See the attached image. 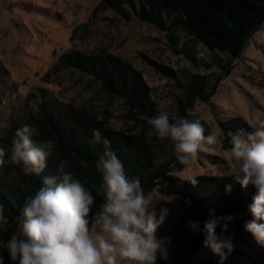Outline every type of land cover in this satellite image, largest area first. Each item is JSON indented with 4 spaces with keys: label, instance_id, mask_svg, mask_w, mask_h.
<instances>
[{
    "label": "trees",
    "instance_id": "obj_1",
    "mask_svg": "<svg viewBox=\"0 0 264 264\" xmlns=\"http://www.w3.org/2000/svg\"><path fill=\"white\" fill-rule=\"evenodd\" d=\"M108 10L119 14L124 20L132 16L160 31L170 32L171 42L180 45L179 52L184 53L192 65L199 64L206 68L214 66L219 70L218 75L188 74L182 83L177 81L178 91L173 95L174 109L180 117L189 120L194 118L187 116V111L194 108L195 101L206 102L215 93L218 84L229 73L227 66L240 58L251 35L264 22V0H100L93 8L91 18ZM85 25L75 27L72 33ZM200 51L207 53L209 63L202 59ZM68 70L89 76L99 90L108 96H122L130 111H137L148 118L159 115L139 75L123 59L105 49L99 54H85L77 50L62 54L52 73ZM33 100L39 101L35 110L29 106ZM25 101L21 113L11 118L0 137V145L10 147L15 131L28 125L40 132L39 136L33 137L34 142L52 140L56 143V150L40 175H25L11 163L0 167V202L5 205V216L8 218L4 235L0 236L4 243L15 230L16 218L26 199L43 186L44 176L55 174L61 159L76 164L72 171L94 199L88 218L91 220L99 211L104 197L97 193L101 180L95 163L102 155L104 146L102 143H93L92 133L96 129L111 142V149L123 163L126 176L139 177L146 196L157 189L160 196L180 198L187 207V214L170 231L167 258L162 260L158 253L156 263L191 264L194 253L203 245V227L210 219L229 221L228 224L224 223L226 231H222L224 226L215 228L216 235L241 233L245 231V223L252 219L249 206L256 195L252 185L241 188L235 177L195 178V184L188 180L181 181L174 174L181 172L184 166L177 162L172 143L165 148L161 142L142 134L130 135L125 131L114 130L89 109L63 103L44 88L29 92ZM221 126L227 132L239 129L247 131L236 120L226 121ZM81 159L88 162L87 168L80 167ZM229 185L231 189L226 191ZM189 221L198 222L200 231L192 232ZM0 256L3 257V264H18V261L9 259L2 245ZM196 264H220V258L212 256ZM223 264H264V248L254 254L238 250L226 253Z\"/></svg>",
    "mask_w": 264,
    "mask_h": 264
},
{
    "label": "rangeland",
    "instance_id": "obj_2",
    "mask_svg": "<svg viewBox=\"0 0 264 264\" xmlns=\"http://www.w3.org/2000/svg\"><path fill=\"white\" fill-rule=\"evenodd\" d=\"M99 2L0 0V137L11 118L23 110L27 94L36 88H44L63 103L89 109L114 130L130 135L142 134L161 142L165 148L171 145L167 139L147 135L149 125L146 117L137 111H130L122 96H108L100 91L89 76L79 75L73 70L52 73L58 58L70 50L99 54L105 49L119 56L139 75L155 110L159 114L167 112L172 122L182 118L173 103L178 82L182 83L188 74L218 75L219 70L214 66L192 65L184 53L179 52L180 45L171 42L170 32L160 31L135 17L124 20L108 10L91 18L92 10ZM84 24L79 31L72 33L75 27ZM200 56L209 63L207 53L200 51ZM227 70V77L218 84L208 101L197 100L194 108L187 111V116L203 123L206 136L215 134L219 142L208 145L209 151L200 152L189 165H183L181 172L174 174L181 181H187L193 175L195 178H233L227 174L232 167L228 160L231 148L228 134L235 132L223 131L221 125L236 120L247 128L245 132H251L264 121V22L251 35L240 58L227 66ZM38 102L33 100L29 103L32 110L36 109ZM216 170L225 175H214ZM146 197L155 205L157 214L160 208L168 210L164 224L155 235L158 239L170 238V231L187 214V207L180 198L160 196L157 189ZM224 223L229 221L217 222L216 227L220 228ZM6 224L0 223V236L4 235ZM217 237L231 238L234 250L244 253L254 254L261 249L246 231L220 233ZM212 256L202 245L194 253L191 264Z\"/></svg>",
    "mask_w": 264,
    "mask_h": 264
},
{
    "label": "clouds",
    "instance_id": "obj_3",
    "mask_svg": "<svg viewBox=\"0 0 264 264\" xmlns=\"http://www.w3.org/2000/svg\"><path fill=\"white\" fill-rule=\"evenodd\" d=\"M145 119L149 125L147 135L169 140L181 165H189L200 152L209 151L208 145L219 142L217 135H205L199 120L180 118L172 122L167 112ZM39 135L37 128L28 125L17 129L10 147L0 145V167L11 163L25 175H40L47 168L56 143L34 142L33 137ZM92 135L93 143L104 146L95 163L101 180L97 193L104 197L99 211L91 220L88 218L94 199L72 171L76 164L61 159L55 174L44 176L43 186L26 199L7 243L0 239L11 261L18 264H156L158 253L161 258H167L170 239H158L155 234L164 224L168 210L160 208L157 214L139 177L126 176L111 142L99 129ZM228 135L231 138L228 160L232 167L227 174L234 176L241 188L252 185L256 189L249 206L252 219L244 228L264 248V121L254 131L239 129ZM79 165L87 168L88 162L81 159ZM214 175L225 173L216 170ZM195 177H189L188 181L195 184ZM230 189V185L226 187V191ZM7 222L5 205L0 202V223ZM217 222L210 219L204 224L203 247L218 256L223 264L226 253H231L234 245L231 238L217 237ZM188 226L194 233L200 231L198 222L189 221ZM226 230L225 225L222 231ZM0 264H3L2 256Z\"/></svg>",
    "mask_w": 264,
    "mask_h": 264
}]
</instances>
